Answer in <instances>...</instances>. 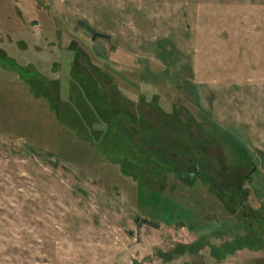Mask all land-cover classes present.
Returning a JSON list of instances; mask_svg holds the SVG:
<instances>
[{
	"label": "rangeland",
	"instance_id": "obj_1",
	"mask_svg": "<svg viewBox=\"0 0 264 264\" xmlns=\"http://www.w3.org/2000/svg\"><path fill=\"white\" fill-rule=\"evenodd\" d=\"M0 264H264V0H0Z\"/></svg>",
	"mask_w": 264,
	"mask_h": 264
},
{
	"label": "trees",
	"instance_id": "obj_2",
	"mask_svg": "<svg viewBox=\"0 0 264 264\" xmlns=\"http://www.w3.org/2000/svg\"><path fill=\"white\" fill-rule=\"evenodd\" d=\"M11 68L14 69V67H11ZM14 70H15V69H14ZM19 73H20V75L23 76V78H24L25 80L28 79V81H30V82L36 81V80H34V79H33V80L29 79V77H28L29 75L27 74V75H28V76H27L25 71H22V70H21ZM30 82H29V86L33 89V91H35V94H37V95H39V96H40V95H41V96H45L44 94L49 95V93L47 94V90H46L47 87H46L45 85H41V84H40V85H36V86H38V87L41 86V88H42L43 91H44V92H43L42 90H39L38 87H36V86L32 87L33 84L30 83ZM39 93H43V94H39ZM49 96H50V95H49ZM52 108H54V107H52ZM134 160H135V159H134ZM135 162H136V161H135ZM129 168H133V167H129ZM129 168H128V171H127V172H124V170H123V172H124L125 174H130V173H129V170H130ZM123 169H124V168H123ZM130 172H131V171H130ZM131 174H132V173H131Z\"/></svg>",
	"mask_w": 264,
	"mask_h": 264
}]
</instances>
